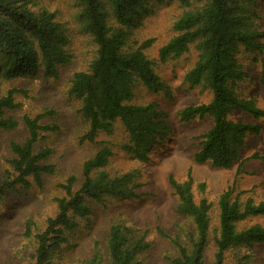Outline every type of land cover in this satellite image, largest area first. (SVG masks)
<instances>
[{"label":"trees","instance_id":"16d2710c","mask_svg":"<svg viewBox=\"0 0 264 264\" xmlns=\"http://www.w3.org/2000/svg\"><path fill=\"white\" fill-rule=\"evenodd\" d=\"M152 0H76L79 8L76 21L91 37L95 55L86 70L72 76L69 96L81 102L80 114L88 123L81 143L96 144L100 135H112L121 126L128 140L123 150L140 164L150 162L152 147L171 133L166 114L158 103L134 105L136 84L152 92H163L171 98L168 87L155 72L156 62L145 51L155 40L143 42L135 51L126 50L132 29L140 28L153 16ZM183 9L173 25L174 37L159 49L158 61L163 64L190 52H198L195 66L184 81L192 87H202L212 93L208 104L193 105L178 112L182 123L209 116L213 125L201 138V149L195 155L197 165L210 164L215 169L231 170L245 162L243 150L248 137L259 136L263 126L236 122L230 116L241 111L255 121L264 120V110L255 101L238 95L239 83L247 77L238 61L241 50L264 55V31L257 28L256 0H177ZM40 0H0V79L8 81L21 76L34 77L41 71L44 78L57 80L60 68L68 65L72 56L69 39L57 13L40 7ZM262 82L264 84V63ZM17 91L0 98V131H11L18 123L7 118V111L20 109L14 100ZM53 112L35 118H24L28 138L11 145L14 155L9 161L7 178L0 183V204L7 191L30 189L32 183L44 186V178L56 173L48 163L53 151L37 150L43 133H55V126L40 122ZM111 148L105 147L82 166L81 180L74 176L61 184L62 196L56 199V213L46 220L44 230L34 233L32 223L25 227V236L33 238L34 257L27 264H54L53 258L68 241V235L79 226V220L92 213V204L104 205L109 200L139 198L141 173L132 171L120 176L104 172ZM261 158V157H260ZM253 159H259L254 155ZM169 184L177 198L178 212L189 218L194 231L182 242L171 238L178 252L171 264H207L206 252L210 234H214L215 252L212 264H225L226 254L237 248L264 242V227L252 226L239 231L237 225L251 216H264V202L242 204L235 196L237 180L219 197V226L212 231V204L205 198L198 203L194 197L192 169L187 179L178 181L173 175ZM204 194L205 184L198 185ZM147 232L126 225H112L106 239V251L96 244L87 264H142L141 257L149 251Z\"/></svg>","mask_w":264,"mask_h":264},{"label":"rangeland","instance_id":"374dc122","mask_svg":"<svg viewBox=\"0 0 264 264\" xmlns=\"http://www.w3.org/2000/svg\"><path fill=\"white\" fill-rule=\"evenodd\" d=\"M42 9L48 7L57 13L69 39L68 51L71 62L60 68L57 80L44 78L41 71L34 77L21 76L8 81L0 79V98L9 91H17L14 100L20 109L7 111L6 117L13 118L18 126L11 131H0V183L8 176L9 161L14 155L11 145L24 143L29 134L24 118H35L44 112L53 116L40 123L55 126V133H43L37 143V150L49 148L53 151L48 163L56 167L55 175L44 178V186L38 188L32 183L30 189L22 187L7 191L0 204V264H27L32 261L35 251L33 238L25 236V227L32 223L34 233L44 230L46 220L56 213V199L61 197V184L71 176L81 180L83 164L92 159L105 147L111 148L113 156L104 172L110 176H120L139 171L140 186L136 191L139 198L109 200L104 205L92 204V213L79 220V226L68 235V241L53 258L54 264H87L93 255L95 245L106 251V239L112 225L122 224L147 232L151 244L142 257V264H171L170 258L178 252L171 238L180 237L182 242L189 232L194 231L192 221L181 215L178 201L169 184L173 175L178 181L187 179L192 169L194 197L198 203L205 198L212 204L210 213L212 231L219 226L218 200L220 195L237 180L235 196L244 204L252 200L254 204L264 202V120L255 121L241 111L234 112L230 119L250 125L263 126L259 136L247 138L243 150L244 163L236 178L239 165L231 170L215 169L210 164L197 165L195 155L201 149V138L213 125L209 116L182 123L178 112L193 105L208 104L212 93L202 87H192L185 83L186 74L195 66L198 52L194 45L190 52L161 64L158 52L175 35L173 25L183 9L177 0H152L155 14L147 18L140 28L132 29L126 50L135 51L140 45L154 39L153 46L145 54L156 62L155 72L168 87L171 98L163 92H152L136 84L134 105L158 103L166 114V122L171 127L169 136L155 144L150 152V162L140 164L123 150L128 140L125 130L119 125L112 135L102 134L96 144L81 143V137L88 129V123L80 114L81 102L69 96L72 76L84 71L95 55L91 37L76 21L78 6L76 0H40ZM254 22L264 31V0H256ZM238 61L247 77L239 83L238 95L244 100L255 101L264 110V84L262 82L264 55H254L241 50ZM258 155L259 159H253ZM261 157V158H260ZM205 184L206 190L199 191L198 185ZM264 227V216H251L237 225L239 231L252 226ZM215 252L214 234H210L206 263L212 264ZM225 264H264V242L231 250L226 254Z\"/></svg>","mask_w":264,"mask_h":264}]
</instances>
